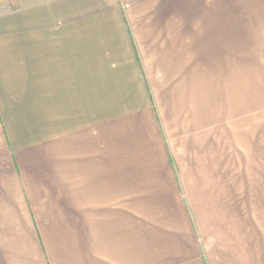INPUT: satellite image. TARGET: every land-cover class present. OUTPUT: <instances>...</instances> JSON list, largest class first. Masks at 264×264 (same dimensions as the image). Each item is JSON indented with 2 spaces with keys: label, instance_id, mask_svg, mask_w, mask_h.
Wrapping results in <instances>:
<instances>
[{
  "label": "crops",
  "instance_id": "obj_1",
  "mask_svg": "<svg viewBox=\"0 0 264 264\" xmlns=\"http://www.w3.org/2000/svg\"><path fill=\"white\" fill-rule=\"evenodd\" d=\"M249 1L0 0V264H264Z\"/></svg>",
  "mask_w": 264,
  "mask_h": 264
},
{
  "label": "rangeland",
  "instance_id": "obj_2",
  "mask_svg": "<svg viewBox=\"0 0 264 264\" xmlns=\"http://www.w3.org/2000/svg\"><path fill=\"white\" fill-rule=\"evenodd\" d=\"M245 1V7H249L248 9H251L253 3L249 0ZM246 13H253V11L247 10ZM217 20L221 25H224L229 29V35L225 36L230 38L231 44L237 45V42L239 41V44L244 45L242 49L240 47V58L243 60V65L240 68L245 76L246 90H256L262 95L260 99V108L262 122L264 123V17L215 19L214 25L219 24L216 22ZM221 20L223 21L222 23ZM214 36L215 40L222 38V35ZM233 51L234 48L230 47L231 58ZM247 97L250 99V92H247ZM258 178L259 177L247 179L249 180L250 186H247V192L245 194H241L239 200L252 201L255 196L257 198V194L250 193L249 190L258 189ZM262 178L264 185V177ZM261 188L264 190V187ZM260 196L264 201V193Z\"/></svg>",
  "mask_w": 264,
  "mask_h": 264
}]
</instances>
